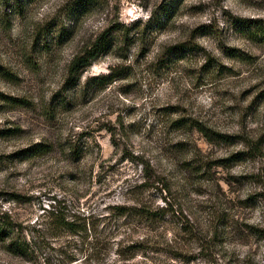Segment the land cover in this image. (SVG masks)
Instances as JSON below:
<instances>
[{
	"label": "rangeland",
	"instance_id": "374dc122",
	"mask_svg": "<svg viewBox=\"0 0 264 264\" xmlns=\"http://www.w3.org/2000/svg\"><path fill=\"white\" fill-rule=\"evenodd\" d=\"M240 19L264 0H0V214L35 247L0 242V264H264L245 229L264 228V42ZM104 30L110 49L70 77Z\"/></svg>",
	"mask_w": 264,
	"mask_h": 264
},
{
	"label": "trees",
	"instance_id": "16d2710c",
	"mask_svg": "<svg viewBox=\"0 0 264 264\" xmlns=\"http://www.w3.org/2000/svg\"><path fill=\"white\" fill-rule=\"evenodd\" d=\"M238 27L249 36L259 42H264V20H251V19H240L238 21ZM139 34V32H138ZM109 39V31L104 30L101 32L95 40L78 55L74 56L68 67V74L70 77H79L81 72L88 66H90L100 55L107 53L111 47ZM183 50L182 44H177L166 48L167 52L178 53ZM237 56L238 54H232ZM93 79H99L105 83H109L116 79V76L112 73L104 74ZM201 129V128H200ZM201 131V130H200ZM205 133V132H204ZM262 138L247 140L244 143L246 148V156L257 157L263 156L262 153ZM47 146L44 144H36L30 148L32 154H39L46 151ZM115 214L118 217L126 215H134L136 217L144 218L146 221L153 219V215L150 211L144 210L143 208H126L123 206H114ZM56 210V209H55ZM50 217L53 220V226L57 229L65 231L70 235H76L81 228L77 225V220L70 218L62 211L52 212ZM226 221L218 224L213 230V239H216L217 235H228L232 232V228L229 224H225ZM20 226V225H19ZM14 224L5 213L0 214V242L4 244V248L7 252L20 257L24 260H29L35 251L34 243L31 240H26L25 237L20 235V230ZM97 227V224H92V228ZM246 232L249 236L254 237L257 240H264V228L252 224L245 225ZM83 230L86 228L83 227ZM219 232V233H218ZM108 242H111V233L107 232L104 236ZM215 237V238H214Z\"/></svg>",
	"mask_w": 264,
	"mask_h": 264
}]
</instances>
